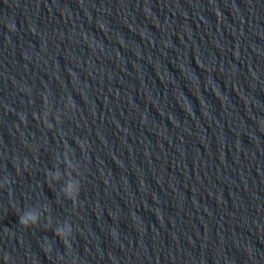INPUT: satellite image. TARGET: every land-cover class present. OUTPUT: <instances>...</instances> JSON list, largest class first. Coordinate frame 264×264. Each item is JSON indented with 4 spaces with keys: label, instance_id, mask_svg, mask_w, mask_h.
Returning <instances> with one entry per match:
<instances>
[{
    "label": "clouds",
    "instance_id": "1",
    "mask_svg": "<svg viewBox=\"0 0 264 264\" xmlns=\"http://www.w3.org/2000/svg\"><path fill=\"white\" fill-rule=\"evenodd\" d=\"M19 223L24 228H29V227L34 226L36 224V220H35V218H31V223H29V219L21 217L19 220ZM57 234L58 235L60 234L59 230H57Z\"/></svg>",
    "mask_w": 264,
    "mask_h": 264
}]
</instances>
